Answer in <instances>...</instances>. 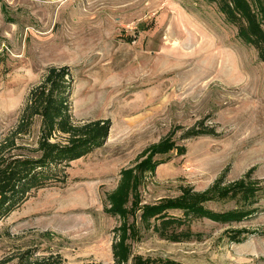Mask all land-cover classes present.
Masks as SVG:
<instances>
[{"label": "rangeland", "instance_id": "374dc122", "mask_svg": "<svg viewBox=\"0 0 264 264\" xmlns=\"http://www.w3.org/2000/svg\"><path fill=\"white\" fill-rule=\"evenodd\" d=\"M223 1L0 0V155L38 156L41 119L21 114L49 68L71 73L72 123L108 127L0 222V264H264V61ZM185 191L238 220H143Z\"/></svg>", "mask_w": 264, "mask_h": 264}, {"label": "trees", "instance_id": "16d2710c", "mask_svg": "<svg viewBox=\"0 0 264 264\" xmlns=\"http://www.w3.org/2000/svg\"><path fill=\"white\" fill-rule=\"evenodd\" d=\"M208 1L210 3L215 2V0ZM218 6L221 13L227 17L228 23L237 26L239 38L246 44H252L258 50L259 59L263 62L264 30L261 25L264 21V0H228L223 1V3L219 2ZM70 76L71 73L67 67L49 68L38 86L29 92L28 102L21 115L26 123L35 116L41 119L40 137L37 142L38 156L3 158L0 155V222L24 204L32 193L46 189V187L63 185L66 181L65 168L70 163L103 146V141L108 132L105 123L88 122V124L81 126L72 123V116L69 113ZM59 134L66 136L65 142L51 143L50 140L53 136ZM209 134L208 131L191 130L186 137ZM164 146L166 144L162 147L159 146V153L170 149V147L165 149ZM236 186L243 185L237 184ZM242 189L246 191L250 188ZM227 191L223 189L220 192V197L227 196ZM234 193L236 192L232 194ZM203 198V196L191 195L185 191L179 199L165 200L163 204L158 206L144 208L142 218L144 221H148L151 217L158 216L162 224L173 223V219H165L166 213L164 211L175 209L181 210L185 215L192 218H206L218 222L238 220V213L235 212L215 214L206 211L205 208H202V201H198ZM113 255L118 263L125 260L120 245L114 246ZM19 264L62 263L58 256L49 255L48 258L33 262L22 257Z\"/></svg>", "mask_w": 264, "mask_h": 264}, {"label": "water", "instance_id": "95a60500", "mask_svg": "<svg viewBox=\"0 0 264 264\" xmlns=\"http://www.w3.org/2000/svg\"><path fill=\"white\" fill-rule=\"evenodd\" d=\"M52 1H55V0H52Z\"/></svg>", "mask_w": 264, "mask_h": 264}]
</instances>
